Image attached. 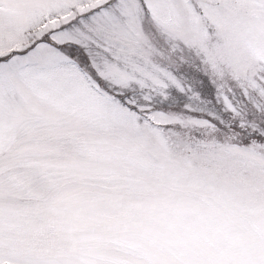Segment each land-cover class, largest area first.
Masks as SVG:
<instances>
[{"label":"snow or ice","instance_id":"1","mask_svg":"<svg viewBox=\"0 0 264 264\" xmlns=\"http://www.w3.org/2000/svg\"><path fill=\"white\" fill-rule=\"evenodd\" d=\"M0 264H264V0H0Z\"/></svg>","mask_w":264,"mask_h":264}]
</instances>
